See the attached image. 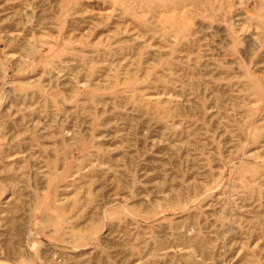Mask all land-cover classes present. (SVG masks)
<instances>
[{"label": "rangeland", "instance_id": "obj_1", "mask_svg": "<svg viewBox=\"0 0 264 264\" xmlns=\"http://www.w3.org/2000/svg\"><path fill=\"white\" fill-rule=\"evenodd\" d=\"M0 264H264V0H0Z\"/></svg>", "mask_w": 264, "mask_h": 264}]
</instances>
